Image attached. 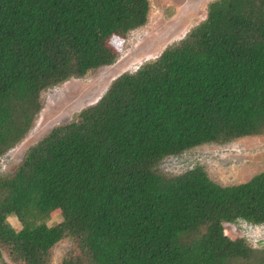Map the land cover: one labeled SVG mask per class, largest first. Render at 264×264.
<instances>
[{
  "label": "trees",
  "instance_id": "trees-1",
  "mask_svg": "<svg viewBox=\"0 0 264 264\" xmlns=\"http://www.w3.org/2000/svg\"><path fill=\"white\" fill-rule=\"evenodd\" d=\"M149 12V0H0V158L32 129L44 91L113 65L109 39L144 27ZM263 134L264 0H215L182 41L0 176V256L49 264L70 238L80 255L63 264H264L263 249L224 232L264 225V172L222 186L201 165L160 168ZM56 212L62 221L48 225Z\"/></svg>",
  "mask_w": 264,
  "mask_h": 264
},
{
  "label": "rangeland",
  "instance_id": "rangeland-1",
  "mask_svg": "<svg viewBox=\"0 0 264 264\" xmlns=\"http://www.w3.org/2000/svg\"><path fill=\"white\" fill-rule=\"evenodd\" d=\"M215 0H149L150 12L144 27L130 32L124 39L113 36L109 46L118 54L115 63L90 71L82 78H71L41 94V111L26 137L0 158V176L12 175L26 152L37 145L54 128L74 122L79 114L94 105L109 90L115 79L133 74L156 60L168 47L182 41L207 18L208 6ZM121 42V46H116ZM201 165L209 178L222 186L248 182L264 172V134L236 140L225 145H205L179 156L166 158L160 168L170 175H180ZM48 225L62 221L60 212L52 214ZM9 222L20 227L15 218ZM19 229V228H17ZM231 239L243 238L254 248L264 250V225L243 222L225 224ZM80 255L74 239L66 238L50 252L49 264H63L69 256ZM0 264H15L3 250Z\"/></svg>",
  "mask_w": 264,
  "mask_h": 264
}]
</instances>
